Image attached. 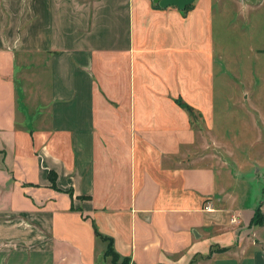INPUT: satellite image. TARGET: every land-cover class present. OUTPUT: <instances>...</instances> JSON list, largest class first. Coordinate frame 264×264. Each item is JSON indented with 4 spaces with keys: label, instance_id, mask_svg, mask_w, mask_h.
<instances>
[{
    "label": "crops",
    "instance_id": "0c3cea01",
    "mask_svg": "<svg viewBox=\"0 0 264 264\" xmlns=\"http://www.w3.org/2000/svg\"><path fill=\"white\" fill-rule=\"evenodd\" d=\"M214 3L0 0V264H110L94 225L128 264H264V200L195 164L220 137Z\"/></svg>",
    "mask_w": 264,
    "mask_h": 264
},
{
    "label": "rangeland",
    "instance_id": "374dc122",
    "mask_svg": "<svg viewBox=\"0 0 264 264\" xmlns=\"http://www.w3.org/2000/svg\"><path fill=\"white\" fill-rule=\"evenodd\" d=\"M249 3L224 0L220 5L215 0L213 4V127L220 137L199 135L194 150L195 164L224 169L228 179L224 182L230 184L225 186L236 193L240 205L264 200V0H251V7ZM46 79L43 74L44 94L48 90ZM34 107L26 105L32 111ZM223 177L219 173V178ZM98 251L99 258L109 262L102 248Z\"/></svg>",
    "mask_w": 264,
    "mask_h": 264
},
{
    "label": "trees",
    "instance_id": "16d2710c",
    "mask_svg": "<svg viewBox=\"0 0 264 264\" xmlns=\"http://www.w3.org/2000/svg\"><path fill=\"white\" fill-rule=\"evenodd\" d=\"M192 8V3L187 5L181 12L185 14L188 10ZM177 103L187 112L191 123L194 126L200 125V123H203L201 113L197 110H195L192 106L189 104L185 103L181 98L176 99ZM51 181L52 184L54 185V176L51 175ZM253 224H258V225H263L264 224V215L261 211L260 205H258L255 210H254V215L251 221ZM94 231H95V236L106 242V248L104 250V256L110 258V264H128L129 260L127 257H121L115 250L113 249L112 245V238L101 234L96 226L94 225ZM228 250L227 247H220V248H211L209 254L213 252H224Z\"/></svg>",
    "mask_w": 264,
    "mask_h": 264
},
{
    "label": "water",
    "instance_id": "95a60500",
    "mask_svg": "<svg viewBox=\"0 0 264 264\" xmlns=\"http://www.w3.org/2000/svg\"><path fill=\"white\" fill-rule=\"evenodd\" d=\"M195 0H153L154 3L160 7L176 6L179 10H183L187 5L193 3Z\"/></svg>",
    "mask_w": 264,
    "mask_h": 264
},
{
    "label": "built area",
    "instance_id": "2783aa9c",
    "mask_svg": "<svg viewBox=\"0 0 264 264\" xmlns=\"http://www.w3.org/2000/svg\"><path fill=\"white\" fill-rule=\"evenodd\" d=\"M233 221H234V219H233Z\"/></svg>",
    "mask_w": 264,
    "mask_h": 264
}]
</instances>
